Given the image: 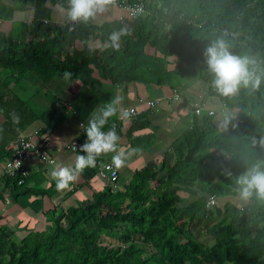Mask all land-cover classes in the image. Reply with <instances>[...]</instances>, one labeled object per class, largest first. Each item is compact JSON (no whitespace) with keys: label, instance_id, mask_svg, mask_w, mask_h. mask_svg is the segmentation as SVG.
<instances>
[{"label":"trees","instance_id":"obj_1","mask_svg":"<svg viewBox=\"0 0 264 264\" xmlns=\"http://www.w3.org/2000/svg\"><path fill=\"white\" fill-rule=\"evenodd\" d=\"M30 1L29 21H13L8 31L0 30V164L10 156L13 137L34 121L52 124L59 117L56 108L61 113L56 98V105L46 109L30 105L22 92L29 76L42 87L53 76L71 72L70 80L78 79L91 95L97 86L128 83L174 92L184 85L176 71L181 63L197 70L198 102L234 112L241 121L231 119L225 129L217 111L192 112L166 156L133 170L125 183L116 180L112 188L105 182L83 201L47 212L44 229L18 236L1 221L0 264H264V200L254 194L239 206L232 201L240 196L236 179L255 164L264 168V147L252 144L253 137L264 136V75L259 88L242 86L224 96L212 87L204 57L209 44L222 38L231 54L251 58L250 69L264 73V0H124L141 2L144 12L97 25L64 20L52 26L43 25L51 7H66L68 0ZM122 28L128 35L121 36L119 50L101 51L109 35ZM94 37L103 43L93 44ZM103 97L109 93L94 102L102 105ZM71 103L75 109L76 100ZM11 113L20 116L19 124H13ZM146 114L126 120L135 153L153 141V133H131L139 122L150 126ZM118 123L114 117L104 129L114 125L119 135ZM76 140L81 144L85 137ZM94 170L83 172L86 183ZM17 178L2 174L0 185L21 208L36 212L41 197L57 191L56 181L42 188L29 174L21 183ZM32 195L39 197L29 200ZM4 196L0 191V199ZM208 196L212 204H206ZM197 233L210 242L200 241Z\"/></svg>","mask_w":264,"mask_h":264},{"label":"crops","instance_id":"obj_2","mask_svg":"<svg viewBox=\"0 0 264 264\" xmlns=\"http://www.w3.org/2000/svg\"><path fill=\"white\" fill-rule=\"evenodd\" d=\"M1 5H7L10 9L9 12H12L13 16L2 18L0 16V30L1 31H8L11 27L13 21H29L32 15V4L31 1H12V0H1ZM68 5V3H67ZM67 8L66 7H51L50 17L43 22V25H51L62 22L67 19ZM24 11H27L26 14ZM31 13V14H29ZM24 14V15H22ZM123 11L113 5H109L107 9L102 14H97L95 19L89 20L92 24H100L104 21H108L110 19H117L118 16H122ZM100 44L103 43V39L100 37L93 38V44ZM186 66L181 63H178L176 66L177 75L183 85L177 89L176 92L178 94V100H167L164 99V96L170 95L173 91H170L166 86H154L150 85V91L146 96V87L140 83H128V84H118L115 85L113 88H110L107 85L104 86H97L99 87L97 90L92 92L94 95L86 94V90L83 89L82 83L78 79H64V74H57L49 79L47 82L44 83L43 86H48L54 89V92L57 93L55 96L58 99L59 103L61 104L59 110L61 113L57 112V108L54 111L55 116H59L56 120H51L52 124L48 126V124L42 121H34L32 122L24 131L23 134L27 135L35 144L39 145L42 150L44 151L47 158H51L52 162H47L41 159H37L32 157L30 160L27 161V174L31 176V179L38 180L40 182V186L42 188H46L49 185V182L55 181L51 178L50 172L52 168L56 164H60L61 166H73L75 162V157L78 154H82L79 151V146L75 150H71L69 148L70 141L75 139L79 135H84L85 139L86 136L84 134L83 129L80 127L82 123H87L89 118V114L92 112L94 108L99 106L101 102H98V99L95 101V96H99L102 93H109L108 99H104L106 102L110 98L119 95L122 97V107L126 106H135L138 109V113L140 111L147 110L146 118L149 122L150 126L147 122L141 123L139 122L138 126L131 130L133 136L142 135L144 133H153V141L140 152L135 153L131 146L129 145L126 137L127 128L129 126L128 121H122L118 123V130L120 141L118 143V147L125 150L126 153H130L127 155L125 164L123 168L126 170L124 171V175L121 173V169L117 170V182L118 183H125L128 178L130 177L133 170L137 169L138 167L152 161H159L162 157L166 156V150L170 142L188 125V121L190 120V114L192 113V103L198 101L197 92L195 90V80H189L186 78ZM189 69V68H188ZM63 75V76H61ZM197 78V77H196ZM24 86L32 87L35 94L39 91L38 87H41V83L37 82L31 76L27 77L25 80ZM62 82L63 86L61 89H57L58 83ZM61 84V83H60ZM67 85L64 87V85ZM141 85V86H139ZM37 89V90H36ZM110 89H112V93H110ZM85 92L84 96H80L81 93ZM97 94V95H96ZM150 94V95H149ZM78 95V98H77ZM144 96V97H143ZM77 98V99H76ZM140 98L144 100L150 99H157L158 102L156 104L157 108H155L156 104L152 107H147L145 104H137V99ZM38 106L41 105L43 107L44 99L41 96H34L31 98ZM87 99V100H86ZM76 100L77 104L75 109L73 107L71 101ZM98 102V103H97ZM56 105V101L54 102ZM69 105L70 107H66ZM96 105V106H94ZM209 105V104H208ZM49 107V106H48ZM51 107V105H50ZM57 107V106H56ZM154 108V109H152ZM56 112V113H55ZM53 114V115H54ZM116 120V118H115ZM104 131L106 129H103ZM82 144V143H81ZM80 145V144H79ZM147 151L148 159L145 160V163H138L137 157L140 156L143 151ZM115 153H107L101 155L97 158L96 166L92 167L96 169V167L109 159H112V156ZM136 163V164H135ZM141 164V165H140ZM126 165V166H125ZM138 165V166H137ZM140 165V166H139ZM86 170V169H85ZM84 170V171H85ZM0 171H1V164H0ZM83 171V172H84ZM81 173L77 180L72 182L69 188L61 191H54L50 193V195H43L41 197L42 205L41 209L34 212L30 208L25 207L21 208L19 205L15 203H11L7 197V190L2 189V185H0V191L3 195H5L2 199H0V222L5 220L8 222L7 219H4L2 216L8 212H13L14 215L16 212L18 214L19 211L16 209H29L32 213L26 214L24 216L25 223L27 226V222L37 223L42 221H49L47 212L51 210H56L57 207L66 208L69 203L75 200V195L83 188H88L91 191L99 189L105 183V180L100 179L96 175L92 176L91 179H88L86 183L84 173ZM42 179V180H39ZM31 180V181H32ZM89 191V193L91 192ZM88 193V195H89ZM39 195H32L29 200L33 198H38ZM76 204V202L74 203ZM72 204V205H74ZM12 205V209L9 211H5L2 207H9ZM11 215V216H12ZM13 218V217H11ZM21 219L15 220L12 224L9 223L10 227H13V224L17 225L20 223ZM25 229V228H24Z\"/></svg>","mask_w":264,"mask_h":264},{"label":"clouds","instance_id":"obj_3","mask_svg":"<svg viewBox=\"0 0 264 264\" xmlns=\"http://www.w3.org/2000/svg\"><path fill=\"white\" fill-rule=\"evenodd\" d=\"M113 3L114 0H68L67 19L72 23H87L89 20L95 19L97 14H102ZM125 35H128L126 28L112 32L108 40L100 46V50L103 51L107 48L119 50L120 38ZM204 57L208 71L213 76L212 87L221 95H235L242 86L252 89L259 88L264 73L257 75L254 69H250L249 66L255 63L251 58L231 54L224 39L218 38L212 41L205 49ZM71 76V72L64 73L66 80ZM130 115V110L122 107V97L119 95L110 98L92 110L87 123L80 125L86 136L85 141L79 145V151L82 154L75 157L73 166L56 164L50 172L51 178L56 181L58 191L69 188L70 184L76 181L86 168L95 167L97 158L101 155L115 153L112 156V165L116 169L124 166L127 155L130 153H126L125 150L118 147L120 136L115 126H109L107 131L103 129L108 125L110 119L115 117L127 120ZM11 119L13 124L20 122V116L17 113H11ZM231 119L232 117H225L223 121L225 129ZM232 126L236 127L237 125L233 124ZM252 144L264 147V136H260L259 139L253 137ZM228 174L230 175V173ZM236 183L239 185L241 199L247 200L255 194L258 199L264 200V168L259 163L240 175L236 179Z\"/></svg>","mask_w":264,"mask_h":264},{"label":"built area","instance_id":"obj_4","mask_svg":"<svg viewBox=\"0 0 264 264\" xmlns=\"http://www.w3.org/2000/svg\"><path fill=\"white\" fill-rule=\"evenodd\" d=\"M123 11L122 15H126L129 18H135L141 15L144 12V6L141 2L137 3H127L124 0H114V3L111 4ZM122 16H118V20L120 21ZM45 21V20H44ZM164 99L167 100H178V94L176 92H172L170 95L164 96ZM137 104H145L147 107H152L154 104L158 102L157 99H150V100H142L138 98ZM67 108L70 107L69 105L66 106ZM123 108H127L130 110L131 115L128 119H133L136 117L138 113V109L131 105L126 106ZM191 111L195 114H199L201 111H206L208 114H212L213 112L217 111L221 118H225L226 116L232 117V120L241 121L237 118V115L234 112H229L224 109L215 110L214 108L210 107L208 104L200 103L198 101L192 103ZM127 119V120H128ZM117 122H122L126 120H120L116 118ZM113 126V125H112ZM106 129L105 131H107ZM10 156L3 161L1 164V171L0 175L6 174L8 176H18L17 183H21L23 177L27 174L26 163L32 157L37 159L45 160L47 162H52L51 158H47L42 148L35 144L27 135L18 134L13 137L10 142ZM79 146L77 140L73 139L70 141L69 148L71 150H75ZM19 163V166H18ZM117 170L114 165H112V159L106 160L100 163L95 171L96 175L100 178L105 180V182L109 183L112 188L117 187ZM213 203V196H208L206 200V204Z\"/></svg>","mask_w":264,"mask_h":264},{"label":"rangeland","instance_id":"obj_5","mask_svg":"<svg viewBox=\"0 0 264 264\" xmlns=\"http://www.w3.org/2000/svg\"><path fill=\"white\" fill-rule=\"evenodd\" d=\"M0 9H1V17L2 18H7V17H10V16H13L12 14H10V13H12V12H9V8H8V6L7 5H1L0 6ZM25 12V14H26V12L27 11H24ZM31 12H32V10H31ZM29 14H31V13H29ZM22 15H24V14H22ZM32 16V15H31ZM61 76H63V75H61ZM64 77V76H63ZM196 77H197V70L196 69H188L187 68V71H186V78L187 79H189V80H193V79H196ZM61 83V84H60ZM60 83H58V87H56L58 90L59 89H61L62 88V86H63V83L62 82H60ZM67 85L65 84L64 85V87H66ZM139 86H141V85H139ZM145 87H146V92L147 93H145L146 94V96L148 95V92L150 91V85H145ZM39 89V91L37 92V94H35L36 92H34L35 90H33L32 89V87H31V85L30 86H26L24 89H23V95H24V97H28V99H29V103H30V105L32 106V107H34L35 105H37L34 101H32V99H31V97H34V96H41L43 99H44V102H43V106H44V108L46 109L48 106H50V105H52L53 103H54V99H55V96H57V93H55L54 92V89L53 88H51V87H46V86H43V87H38ZM37 90V89H36ZM83 93H85V92H83ZM22 95V96H23ZM150 95V94H149ZM82 96H84V94L82 95ZM144 97V96H143ZM77 98H78V95H77ZM157 105L158 104H156V106H155V108H157ZM38 106V105H37ZM94 106H96V105H94ZM39 107H41V105L39 106ZM152 109H154V108H152ZM106 156H107V154H106ZM137 162L138 163H145V160H147L148 159V153H147V151L145 150V151H143V153L140 155V156H138L137 158ZM136 164V163H135ZM141 165V164H140ZM139 165V166H140ZM126 166V165H125ZM138 166V165H137ZM122 171H121V173H122V175H124V171L126 170L125 168H123L122 167V169H121ZM89 191H91L90 189H89V185H88V188H83V189H81L76 195H75V200L72 202H70L69 203V205H72V204H74L75 202H81V201H83L85 198H87L88 197V193H89ZM232 201L237 205V206H239L241 203H242V199H241V197L240 196H235V197H233L232 198ZM2 209L3 210H5V211H9L10 209H12V205H9V207H2ZM18 211H19V213L20 214H18L17 212L14 214V215H12V213L13 212H8V213H6V214H4L2 217L4 218V219H7V221L8 222H5V220H2V222H5V224H8L9 225V223H13L15 220H19V219H21V221H20V223L17 225V223L16 224H13V228H14V230L15 231H18V236L19 235H21L26 229H44V228H46L47 226H48V224H49V221H42V220H40V222H37V223H32V222H27L28 224H27V226H26V224H24V226L22 225L23 223H25V221H27V220H24V216H27L26 214H31L32 212L29 210V209H18V208H16ZM60 208L59 207H57L56 208V210L58 211ZM56 211V212H57ZM12 215V216H11ZM11 217H13V218H11ZM25 228V229H24ZM197 235H198V238H199V240L200 241H202V242H204V243H209L210 241V239L208 238V236L207 235H205V234H202V233H197Z\"/></svg>","mask_w":264,"mask_h":264}]
</instances>
